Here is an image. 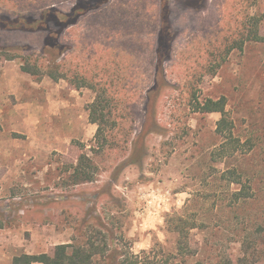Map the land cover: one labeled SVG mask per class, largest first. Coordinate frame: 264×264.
<instances>
[{
	"label": "rangeland",
	"instance_id": "374dc122",
	"mask_svg": "<svg viewBox=\"0 0 264 264\" xmlns=\"http://www.w3.org/2000/svg\"><path fill=\"white\" fill-rule=\"evenodd\" d=\"M77 1L0 0V15L46 10L55 33ZM102 2L46 56L66 80L22 71L43 34L0 30L15 54L0 59V264L62 244H93L92 264H264V0L248 10L263 41L219 66L242 37L241 0ZM221 97L233 145L219 113L193 110ZM94 102L111 110L107 143L132 133L135 145L95 152ZM81 154L93 181L73 185Z\"/></svg>",
	"mask_w": 264,
	"mask_h": 264
},
{
	"label": "trees",
	"instance_id": "16d2710c",
	"mask_svg": "<svg viewBox=\"0 0 264 264\" xmlns=\"http://www.w3.org/2000/svg\"><path fill=\"white\" fill-rule=\"evenodd\" d=\"M107 2L108 0H103ZM257 0H241V2L246 7V16L245 21L242 23V37L239 40H233L228 44L227 48L221 54L216 56V64L219 66L222 64L225 56L228 55L231 51L238 49L242 50L246 43L251 42H262L263 37L259 34V25L260 19L254 15L249 14L250 7L256 4ZM104 2V3H105ZM195 2V0H193ZM103 4L102 0L96 1L94 4H89L85 0H78L76 5L69 11L66 12L65 20L61 23V27L71 28L77 24L79 20L88 15L89 13L99 9ZM194 5L191 2L187 3V9H194ZM49 16L46 13V10L41 14H34L33 12H28L27 14L10 16V15H0V30L2 31H23L29 33H39L44 35L43 42V52L39 54H34L29 52L26 55L22 56L23 60L26 61L22 65V71L30 74L35 77L48 76L51 79L57 81L67 79V72L65 65L63 66L61 60L59 63L49 62L47 59V54L51 51L57 50L62 45L60 44V39L62 38L63 29L51 33L49 32ZM64 52H62L63 54ZM15 55V54H14ZM14 55L8 53H3L0 51V59L4 58L5 60H14ZM16 55H19L17 53ZM16 57V56H15ZM226 100L224 97H221L218 100H206L203 104H196L193 108L195 112L200 113H219L221 115L220 120L217 122L216 133L223 138L224 143H230L233 145L234 139L232 138V124L229 122L225 112ZM110 113L111 110L101 107L100 104L94 102L90 108V120L92 124H97V132L95 135L96 148L95 152L99 154V151L105 150V148H117L124 150L129 146H133L137 142V138H131L132 133H127L124 135L123 140H116L113 136L109 141L110 145L107 143V139L103 133L104 114ZM109 145V146H108ZM113 148V149H114ZM145 155V154H144ZM142 157V156H141ZM141 157H129L130 164H137ZM95 167L92 164V159L87 154H81L78 159L77 164L73 167V172L71 174V180L73 185L89 183L93 181V169ZM180 235V240L178 244L181 243V237L183 232L178 230ZM181 246V245H179ZM97 251L94 249V245L90 244L89 246L74 244H62L55 246L53 251L50 254H21L15 256L12 259V264H92L93 258L96 255ZM140 259L135 256L133 260L126 258L123 261V264H140Z\"/></svg>",
	"mask_w": 264,
	"mask_h": 264
}]
</instances>
